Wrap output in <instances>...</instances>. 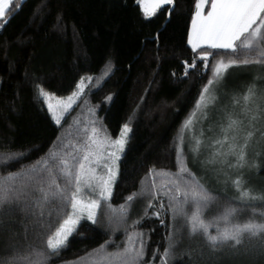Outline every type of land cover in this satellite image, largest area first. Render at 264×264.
I'll return each mask as SVG.
<instances>
[{"label":"trees","instance_id":"trees-1","mask_svg":"<svg viewBox=\"0 0 264 264\" xmlns=\"http://www.w3.org/2000/svg\"><path fill=\"white\" fill-rule=\"evenodd\" d=\"M18 2L21 7L13 8V15L0 19V178L7 172L28 168L61 144L62 151L76 155L75 146L84 142L92 127L115 136L125 123L131 131L109 198L113 207L124 204L130 193L140 189L142 179L149 181L151 176L145 174L150 167L174 172V137L210 75L199 50L194 51L187 43L194 0H175L174 5H162L148 17L136 0ZM213 51L217 56L209 57L210 62L221 56L227 58L225 50ZM193 59L197 67L188 68V75L184 76L186 64H192ZM198 70L206 73L202 79L196 74ZM85 74L92 79L57 124L37 86L66 95ZM5 153L13 154L8 161L2 159ZM192 171L200 176L196 170ZM253 172L256 178L251 179V186L264 190V168ZM203 181L217 196L205 210L204 219L216 226L214 216L228 205L241 207V202L234 199L238 193L229 183ZM58 182L63 184L62 179ZM162 202L166 203L167 197ZM153 203L159 207L161 201ZM254 203L259 206V202ZM146 204V199L137 198L120 224L109 221L104 207L98 208L99 222L93 224L82 219L78 230L69 236L67 248L52 256L49 264H68L105 241L108 252L123 247L127 238L125 229L144 234L145 264L148 261L161 264L170 214L143 217ZM153 210L150 208L149 213ZM115 214H119L118 209ZM45 215V228L34 231L30 218L25 220L22 213L14 214L11 228L21 234V246L25 224L28 241L41 244L63 219V213L53 212L50 219L47 212ZM248 215L249 210L245 209L233 222H242ZM140 217L143 219L133 224ZM161 218L164 224H160ZM219 223L223 226L224 222ZM36 231H40L39 237ZM7 235L0 232V254ZM202 245L201 238L190 239L185 228L168 264H190L185 253ZM215 264H264V256L253 252L233 255L226 251L218 254Z\"/></svg>","mask_w":264,"mask_h":264},{"label":"snow or ice","instance_id":"snow-or-ice-1","mask_svg":"<svg viewBox=\"0 0 264 264\" xmlns=\"http://www.w3.org/2000/svg\"><path fill=\"white\" fill-rule=\"evenodd\" d=\"M209 2L210 7L205 8ZM136 3L144 16H151L162 5H174L175 0H136ZM19 7L18 0H0V19L13 15V8ZM187 43L194 51L199 50V57L210 75L201 85L193 109L174 137L176 170L150 167L145 176L154 178L151 181L142 179L140 189L130 193L124 204L114 208L109 198L117 177V161L128 141L130 129L125 123L115 140L93 127L90 133L85 134V141L75 146L76 155L62 151L64 146L61 144L28 168L7 172L0 178V232L8 234L0 254V264H49L52 256H58L67 248L69 236L78 230L82 219L97 224V209L104 207L109 221L120 224L137 198L147 201L143 217H162L165 212L170 214L166 244L160 253L161 264H168L185 228L190 239L199 236L203 241L199 249L190 248L185 253L190 264H215L218 254L226 251L233 255L253 252L264 256V190L249 185L244 171L264 168V159H261L264 157V71L260 70L264 69V0H194ZM221 49L225 50L227 58L221 56L210 62L209 57L217 56L213 50ZM234 66L245 69L257 67L241 93L228 92L225 88L227 71ZM196 67L197 61L193 59L192 64H186L183 75H188V68ZM196 74L201 79L206 75L202 70ZM84 79L90 81L92 77H81L78 91L68 97L67 103L55 106L48 103V110L57 124H60L61 115L70 107L73 98L83 91ZM37 87L38 94L47 102L50 94ZM221 92L230 96L231 107L227 104L222 106L223 116L217 125L219 135L210 138L207 147L211 151L201 160V150L205 147L204 131L201 128L199 133L193 134L194 117L199 113L201 122L208 118V109L215 107ZM209 130H212L211 124ZM106 146H111L107 155ZM250 149H254L251 155ZM12 155L2 154V159L8 161ZM189 156L193 163L199 161L203 169L212 171L218 181L223 175L224 182H230L238 193L234 199L241 202V207L228 205L212 218L217 221L215 233L209 232L212 221H206L204 214L217 196L206 186L203 177L197 176L188 166ZM97 166L106 172L98 173ZM227 170H235L236 174L233 176ZM158 176L166 179L158 184L155 179ZM61 179L63 184L58 182ZM87 191L93 192L96 198H86L84 193ZM165 196L166 203L162 202ZM156 200L161 201L159 207L153 203ZM254 202H259V206ZM69 206L71 210L66 211ZM150 208L154 209L151 213ZM117 209L119 214L113 215ZM245 209L249 210V215L242 222H233L237 214ZM17 212L23 214V219H31L34 231L45 228L46 212L49 219L53 212L63 213V219L51 234H46L41 244L28 241V226L25 224L24 244L21 246V234L11 228L12 218ZM143 217L133 221V224ZM219 221L224 222L223 226ZM159 222L164 224L165 220L161 218ZM125 231L127 238L123 247L117 246L114 251L108 252V241H105L97 249L68 264H145L144 234L136 230ZM39 235L40 231H36V236ZM248 244L252 247H247ZM147 264H152V261Z\"/></svg>","mask_w":264,"mask_h":264},{"label":"rangeland","instance_id":"rangeland-1","mask_svg":"<svg viewBox=\"0 0 264 264\" xmlns=\"http://www.w3.org/2000/svg\"><path fill=\"white\" fill-rule=\"evenodd\" d=\"M142 12H143V10H142ZM260 70L261 71H264V69H260ZM255 71H257V67L256 66H252V67L247 68V69L240 68V67H235V66L232 67V68H230L227 71L225 88L228 90V92H232V91H235L237 93L243 92L245 85L251 80L252 74ZM89 76H91V75L90 74H85L82 77H89ZM88 81H89L88 79H84V81H83V91H84V89H85L86 84H87ZM80 82H81V78L79 79V81L77 82V84L80 83ZM77 84H76L75 89L71 93L66 94V95H56V94H53V93H51V92H49V91H47V90H45L43 88L45 90V92H47V93L50 94L48 96V98H47V102H46L45 98L43 97L44 100H45V102H46L47 107H48V103H52L54 106L57 105L58 103L59 104L67 103L68 102V97L71 96L74 91H78ZM83 91H80L79 92V95H77L76 97L73 98V100H72V102L70 104V107H68L67 110L64 111L63 114L61 115V120L64 117V115L67 113V111L75 104V102L78 100V98L82 95ZM225 104H227L229 107H231V104H230V96L227 95V94H225V93H223V92H221L220 95H219V99L216 102L215 107H211V106L209 107V109H208V111H209L208 118L204 119L201 122V117H200V114L199 113H197L196 116L194 117V119H195L196 122L193 125V134L199 133V131L201 130V128L204 131V145H205V147H202V150H201V155L199 157V159H201V160L204 159V158H206L207 155H208V153L211 151V149L209 147H207V145L210 144V138H214L217 135H219V131H218L217 125L219 124L220 119L223 116V112H222L221 109H222V106L225 105ZM237 111H238V109H237ZM51 115H52V113H51ZM210 124L212 125V130H209V125ZM122 126H121V128H122ZM121 128H120V130H121ZM91 129L89 130V133L91 132ZM129 129L130 130L128 132V138H129L130 131H131L130 125H129ZM120 130L117 133V135L110 136V138L112 140H115L120 135ZM101 134L102 135H106L104 133H101ZM84 141H85V139H84ZM109 147H111V146H106L105 155H107V149ZM253 150L254 149H250L249 150V155H251V153H252ZM185 151L187 152V145H185ZM261 159H264V157H262ZM118 162H119V160L117 161V164H118ZM188 165L194 171L196 170L200 174V176L203 177V179H205L207 181L216 182V183H223L224 180H225V177L223 175H221L220 178H219V181H218L216 175L212 171H207V170L203 169L201 167L199 161H197L196 163H193L191 161V157L190 156L188 157ZM254 170L255 169H252L251 171H249L248 169H245L244 170L245 171V174H246V177H247V182H248L249 185H251L250 182L256 178L255 177V173L253 172ZM97 171L100 174H103L104 172H106L105 169H102L99 166H97ZM227 171H229L230 174L233 175V176L236 174V171L235 170H227ZM153 178L154 177L151 176L150 179H149V181H151ZM155 179H156L157 183L159 184L162 180H164L166 178L163 177V176H158V177H155ZM228 183H229V185H231L230 182H228ZM112 187H113V185H112ZM84 196L86 198L87 197L96 198L95 194L93 192H91V191L85 192L84 193ZM70 210L71 209H70V206H69L68 209H67V211H70ZM113 215H118V214H113ZM211 231H214V232H211ZM215 231H216V226L212 225L209 228V232L215 233Z\"/></svg>","mask_w":264,"mask_h":264},{"label":"crops","instance_id":"crops-1","mask_svg":"<svg viewBox=\"0 0 264 264\" xmlns=\"http://www.w3.org/2000/svg\"><path fill=\"white\" fill-rule=\"evenodd\" d=\"M190 26H191V23H190Z\"/></svg>","mask_w":264,"mask_h":264}]
</instances>
